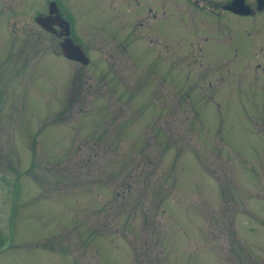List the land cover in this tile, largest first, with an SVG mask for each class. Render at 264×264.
I'll use <instances>...</instances> for the list:
<instances>
[{
	"label": "rangeland",
	"instance_id": "rangeland-1",
	"mask_svg": "<svg viewBox=\"0 0 264 264\" xmlns=\"http://www.w3.org/2000/svg\"><path fill=\"white\" fill-rule=\"evenodd\" d=\"M56 1L88 62L0 0V264H264V7Z\"/></svg>",
	"mask_w": 264,
	"mask_h": 264
},
{
	"label": "water",
	"instance_id": "water-1",
	"mask_svg": "<svg viewBox=\"0 0 264 264\" xmlns=\"http://www.w3.org/2000/svg\"><path fill=\"white\" fill-rule=\"evenodd\" d=\"M258 1H259V5L264 6V0H258ZM49 7H50L49 11L52 12L55 9V3L50 2ZM228 7L230 9L238 11L240 13L249 12V9L243 3V0H238L236 6H235V4H232V5H229ZM52 18L53 17L51 15H38L36 17V20L38 22H40L41 24H43L46 28H49V25H51L54 21V19H52ZM64 39L65 40L62 42L61 45H62L63 52L66 56H68L72 59H76L78 61H81L83 63L88 62L87 56L83 53V51L81 50V48L78 44H74L72 39L68 36H66V38H64Z\"/></svg>",
	"mask_w": 264,
	"mask_h": 264
},
{
	"label": "flooded vegetation",
	"instance_id": "flooded-vegetation-1",
	"mask_svg": "<svg viewBox=\"0 0 264 264\" xmlns=\"http://www.w3.org/2000/svg\"><path fill=\"white\" fill-rule=\"evenodd\" d=\"M49 1V0H48ZM47 1V2H48ZM237 2H238V0H228V2H227V6H226V8L227 9H229L228 8V6L229 5H232V4H235V6L237 5ZM243 3L245 4V6H247V8L249 9V12H247V13H242L241 15H244V16H255V15H257V13H258V11H260L261 9H258L257 8V4H255V3H253L251 0H243ZM35 10H38L39 8H34ZM230 10V9H229ZM60 11V10H59ZM233 14H239V13H237V12H235V11H232V10H230ZM40 12H42V14H47V12H48V8H47V11H40ZM61 13V12H60ZM56 14H57V12H56ZM62 14V13H61ZM41 15V14H40ZM63 15V14H62ZM66 17V16H65ZM60 20L59 19H57V22H59ZM50 28L54 31L53 33H56L57 35H58V37H62V35H61V33L60 32H62V29L59 27V25H57V23H55V25H53V26H51L50 25Z\"/></svg>",
	"mask_w": 264,
	"mask_h": 264
}]
</instances>
